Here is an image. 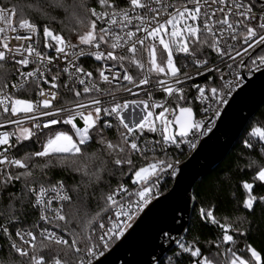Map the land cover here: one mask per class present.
<instances>
[{"label": "snow or ice", "instance_id": "6c2138e0", "mask_svg": "<svg viewBox=\"0 0 264 264\" xmlns=\"http://www.w3.org/2000/svg\"><path fill=\"white\" fill-rule=\"evenodd\" d=\"M96 2L99 11L86 0L78 5L87 24L78 21L84 30H74L76 42L47 25L41 40L38 23L21 15L14 24L15 5L0 6V129L11 128L0 131V199H7L0 209V238L26 264H46L38 253L52 245L57 246L55 255L47 264H67L59 258L61 251L65 256L71 252L75 264H96L158 195L153 188L160 177L178 172L179 160L169 158V150L197 149L233 91L243 85L245 70L251 75L264 72V0H123L125 6L121 0ZM49 3L65 12L75 7L67 0ZM13 39L28 43L13 47ZM82 57L94 58L96 67L86 69ZM9 75L16 83L9 84ZM198 77L206 86L192 83ZM186 89L195 90L191 99ZM118 93L136 98L121 102ZM156 95L162 99H154ZM113 133L117 142L109 139ZM20 146L32 150L20 158L6 155ZM243 147L259 157L245 156L239 168L252 172V182L242 183L247 193L242 207L252 213L264 204V195L254 194L257 182L264 186V127L252 128ZM134 156L146 163L137 166ZM104 157H111L113 167ZM56 168L78 174L85 186L118 173L137 187L130 191L125 182L109 188L101 196L100 211L72 228L64 214V202L71 204L72 195L63 180L53 183L49 175ZM17 183L22 185L19 192L8 191ZM76 191L78 186L72 189ZM30 212L39 213L45 225L61 234L47 227L38 235L21 228L22 217ZM101 212L109 214L97 234L93 224ZM198 218L221 230L218 242L209 243L218 250L228 245L225 264H264L255 248H237L230 234L246 235L236 224L243 223L241 217L229 222L201 207ZM197 243L182 242L177 256L187 254L188 264H215ZM169 264L179 261L170 259Z\"/></svg>", "mask_w": 264, "mask_h": 264}, {"label": "trees", "instance_id": "16d2710c", "mask_svg": "<svg viewBox=\"0 0 264 264\" xmlns=\"http://www.w3.org/2000/svg\"><path fill=\"white\" fill-rule=\"evenodd\" d=\"M69 5H75V7H69L68 11L65 12L63 8H53L50 6L49 0H0V6H13L17 9V16L15 21L17 22L21 15L24 18H28L31 21L38 23L41 26V38L42 26L47 25L54 33L64 35L65 37L71 36L73 41H76L74 30L83 31V25L79 24V20H83L84 25L87 24V14L78 5L81 0H67ZM86 3L90 7H98L96 0H86ZM39 8L40 11L34 9ZM9 73L12 72V68L7 65ZM12 81L11 75L8 77V82ZM195 108V105H194ZM254 127H264V105L258 111L248 123L245 131L240 136L238 141L235 143L233 149L225 160L219 164L211 172L207 173L194 187V197L196 205L194 208L193 216L191 219V226L187 236L182 241L183 243H192L193 240H198L197 246L201 247L202 252L212 259L215 263L221 264L227 260V255L224 249L228 245H222L221 249H216L215 243H209L217 241L218 234L221 232L215 225L210 223H204L199 220L198 213L201 207L206 209H213L214 215L218 219L227 218L229 222H232L235 217H241L243 223L236 221L237 226L241 231L245 232L244 236H237L234 233V239L237 242V248L251 245L255 248L264 261V204H257L252 213H248L242 207V201L246 198L247 193L242 187V183L252 182V172L248 169L239 171L240 167H243L245 156H250L253 159H259L258 156L250 155V150L244 149L243 143L249 139V134ZM109 139L113 142H117V136L115 133L109 135ZM34 147H39L35 145ZM32 149H25L23 146L19 147L15 154V158H20L26 151ZM182 159H186L187 155H179ZM176 154L169 155V158L176 159ZM108 162V167L111 165V157H104ZM134 163L139 166L146 163L142 161L138 156L133 157ZM51 182L57 180H63L66 186V190L72 195V203L66 206L64 214L72 222L71 227L76 228V223L79 221L83 224L85 218H90L95 215L103 207V200L101 196L103 193L109 191V188L115 189L119 183H125L131 188H136V185L131 184V180L127 176L120 178L119 174L108 176L105 174L104 180L98 185L85 186L81 184V177L76 173L65 172L62 169H52L49 173ZM162 175L160 179L165 176ZM228 178L226 181L225 178ZM159 179V180H160ZM174 182L166 179L162 183L161 188L163 194H166L169 189L173 186ZM78 186V191L72 192L73 187ZM22 185L17 183L15 187L9 188L10 192H19ZM254 194L257 196L264 195V186H260L257 182V186L254 188ZM7 204V199H0V209H3ZM16 207L20 205L17 202ZM109 213L101 212L98 221L94 222L93 227L97 229L99 234L98 222L101 219H107ZM38 219L37 212H30L26 216L22 217L23 228H30L33 230L34 225ZM39 239V237H38ZM71 240V237H69ZM181 242V243H182ZM218 242V241H217ZM2 247L0 251V264H26V258L19 257L17 253L11 250L10 246L5 243V240H1ZM47 243V242H45ZM179 243L168 255L165 256L161 264H169L170 259L173 261H179V264H188L185 254L184 258L177 256L179 250ZM39 248V243L37 244ZM57 246L52 245L50 248H45L39 251V255H42L47 261L55 255V249ZM239 254V253H238ZM250 255V254H249ZM59 258L62 261H67V264H75V256L69 252L65 256L64 252L61 251Z\"/></svg>", "mask_w": 264, "mask_h": 264}, {"label": "water", "instance_id": "95a60500", "mask_svg": "<svg viewBox=\"0 0 264 264\" xmlns=\"http://www.w3.org/2000/svg\"><path fill=\"white\" fill-rule=\"evenodd\" d=\"M264 105V72L240 89L216 129L182 165L171 189L154 201L96 264H161L188 234L196 200L195 185L221 164Z\"/></svg>", "mask_w": 264, "mask_h": 264}, {"label": "built area", "instance_id": "2783aa9c", "mask_svg": "<svg viewBox=\"0 0 264 264\" xmlns=\"http://www.w3.org/2000/svg\"><path fill=\"white\" fill-rule=\"evenodd\" d=\"M121 6H125L124 4H123V0H121ZM213 7H215V6H213ZM97 8V10L99 11L100 9H99V6L98 7H96ZM258 8H259V4H257V10H258ZM217 15H219V13H217ZM16 23V21H15V18H14V24ZM10 35H12V36H14V35H16V34H10ZM41 40H43V38H41ZM73 42H76V41H73ZM27 44L28 42L27 41H20V42H17V41H15L14 39L13 40H11V42H10V46H17V44ZM80 63H82L84 66H85V68L86 69H91V68H95L96 67V65H97V63L98 62H95V60H94V58H92V57H82L81 58V60H80ZM11 68H12V66L11 65H9ZM12 71H13V68H12ZM259 73H262V72H257V73H255L254 75H251V74H248L247 72H246V70H245V72H244V77H245V79H244V83H243V85L242 86H240V87H238V88H236L235 89V91H233V93L231 94V96L229 97V99H228V104H229V102L231 101V99L235 96V94L240 90V89H242V88H244L245 86H247L248 85V83L250 82V80L252 79V78H254L256 75H258ZM11 83H16V81L12 78V81L9 83L10 85H11ZM192 83H199L201 86H206L205 85V80H204V78L203 77H198L195 81H193ZM210 83H211V81H210ZM145 87H148V86H145ZM8 91H10V92H13L14 94H15V90H13V89H11V87L8 89ZM194 89H186V95L188 96V98L189 99H191V96H192V94L194 93ZM29 96H31V93H29L28 94ZM118 97L120 98V100H121V102H123V99H125V98H127V99H135L136 97H132V96H130V95H127V94H119L118 93ZM141 97H143V98H146V96L144 95V93L143 92H141ZM154 99H162V97L161 96H159V95H156V96H154ZM227 104V105H228ZM227 105H225V106H223V110H222V114H223V112H224V110L226 109V107H227ZM169 106H172V105H169ZM196 110V108H194V111ZM129 112H131L132 111V106L130 105V107H129V110H128ZM138 111V110H137ZM159 110H157V112H158ZM125 115L127 116V113H125ZM222 116V115H221ZM221 118V117H220ZM220 120V119H219ZM219 120H217L216 122H215V124L212 126V132L216 129V127H217V124H218V122H219ZM54 127H59V126H54ZM3 130H11V128L9 127L8 129H0V131H3ZM212 132H210V133H207L204 137H202L201 138V140H200V142H199V144H198V147H199V145L201 144V142L206 138V137H208ZM153 138V134H149V139H152ZM160 137H159V135H155V139H159ZM27 143V142H26ZM21 147V146H20ZM197 147V148H198ZM19 148H17V149H10L9 150V152L6 154V155H8L9 157H11V158H15V154H16V152H17V150H18ZM196 151V149L195 150H188L187 148H185V150L183 151V152H180L179 150H169V155H174V154H176V156H178V157H176V160H179V165H178V172L176 173V175L175 176H171V175H165V176H163L159 181H158V188H153V191L154 192H158V195L157 196H155L153 199H152V202L149 204V205H151L154 201H156L157 199H159L160 197H162L163 195H165V194H163V191H162V188H161V185H162V183H164V181L166 180V179H168V180H171V181H175L178 177H179V175H180V172H181V167H182V165L191 157V155L194 153ZM182 154H185V155H187V158L186 159H182L179 155H182ZM128 186V185H127ZM129 187V186H128ZM171 189V188H170ZM169 189V190H170ZM129 190L130 191H135L136 190V188H131V187H129ZM51 194V193H50ZM117 199H119V197H117ZM68 205V203L67 202H64V211H65V208H66V206ZM149 205L147 206V207H145L144 208V210L142 211V212H139V213H137V215H136V219L133 221V225L135 224V222L138 220V218L142 215V213L149 207ZM53 206L55 207L56 206V204H55V202H54V204H53ZM100 222H103V223H105V224H107V219H101L99 222H98V224L100 223ZM132 225V226H133ZM20 227L21 228H23L22 227V225H20ZM44 227H47L48 229H49V231H56L57 232V234H61L60 232H59V230H57V229H54V228H52V226L51 225H45L40 219H39V213H38V219H37V222H36V224H35V226H34V228H33V233L34 234H36V235H38L39 234V232H40V230L42 229V228H44ZM129 230V229H128ZM127 230V231H128ZM101 230H99V232H100ZM126 231V232H127ZM125 235V234H124ZM65 238H67V239H69V236H66ZM122 237H120V238H118V239H116V240H114L111 244H110V246H109V248L108 249H106L105 250V253H104V255L103 256H101V257H99L98 258V260H97V262L100 260V259H102L105 255H106V253L121 239ZM3 238H0V251H1V247H2V243H1V240H2ZM17 243L19 244L20 242H19V240H18V238H17Z\"/></svg>", "mask_w": 264, "mask_h": 264}, {"label": "rangeland", "instance_id": "374dc122", "mask_svg": "<svg viewBox=\"0 0 264 264\" xmlns=\"http://www.w3.org/2000/svg\"><path fill=\"white\" fill-rule=\"evenodd\" d=\"M215 264H217V263H215ZM221 264H225V261H224V262H222Z\"/></svg>", "mask_w": 264, "mask_h": 264}]
</instances>
